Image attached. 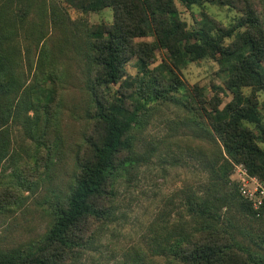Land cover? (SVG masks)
Wrapping results in <instances>:
<instances>
[{
  "label": "trees",
  "instance_id": "16d2710c",
  "mask_svg": "<svg viewBox=\"0 0 264 264\" xmlns=\"http://www.w3.org/2000/svg\"><path fill=\"white\" fill-rule=\"evenodd\" d=\"M176 1L187 6L217 3L235 8L239 15L232 23L224 24L203 10L196 24L188 26L180 16ZM65 2L82 13L105 7L112 9L107 31L102 23L93 24L84 31L83 45L77 43L84 54L86 86L92 100L87 107L85 142L76 152L68 191L50 210L52 220L47 229L26 246L1 248L0 264L73 263L92 241L96 228L107 220L112 202L109 188L119 175V167L127 160H134L130 153L137 137L136 129L143 128L155 103L178 99L175 95L184 84L177 71L201 59L217 60V73L223 75L222 84L212 82L211 96H206V89L197 85L194 89L197 97L189 93L195 99V112L203 116L204 125L208 126H201L202 132L215 141L212 152L207 155L209 176L203 195L193 190L189 197L188 214L194 223L178 236L172 235L173 240H168L173 233L167 234L160 252L170 258V264H264V228L256 235L251 234L254 246L238 239L233 232L235 219L264 218V198L255 207L241 194L236 183L230 184L235 161L241 162L264 186V102L260 106L257 98V92L264 91V0ZM32 12L39 17H31L28 22ZM64 15L69 17L66 11L63 15L56 11L53 0L49 3L45 0H0L1 124L14 116V105L18 112L22 105L25 109L38 110L32 104L36 100L27 98L29 89L23 90L15 77L14 66L20 63L16 36L21 32L24 38L35 39L36 44L45 36L46 20L50 19L55 26L65 19ZM72 21L77 33L78 24ZM145 37L148 38L143 39ZM157 49L165 51L166 71L151 66ZM40 52L39 65L57 61L50 46L42 44ZM133 57L138 67L135 76L126 73V64ZM244 87H251L250 94L243 93ZM19 91L24 93L18 94ZM228 91L231 98L221 106L220 93ZM45 93L48 102L44 109L49 110L56 99V85ZM15 100L19 101L15 103ZM37 102L43 104L40 100ZM44 116L42 113L29 116L31 126L34 125L33 152L28 151L33 153L31 161L50 157L48 150L51 152L53 148V118L51 114ZM9 142L7 132L2 130L1 161ZM149 143V151L153 153L156 146L152 141H147L146 145ZM42 146L47 148L46 155ZM16 154L19 162L8 174L9 181L0 186V211L17 201V192L31 184L26 170L32 167L20 152ZM231 210L233 212L229 213Z\"/></svg>",
  "mask_w": 264,
  "mask_h": 264
},
{
  "label": "rangeland",
  "instance_id": "374dc122",
  "mask_svg": "<svg viewBox=\"0 0 264 264\" xmlns=\"http://www.w3.org/2000/svg\"><path fill=\"white\" fill-rule=\"evenodd\" d=\"M49 1L51 0H45L48 3ZM53 1L56 3V11L62 15L66 11L69 17L64 15L65 19L55 26L50 19L46 20L45 36L36 44L35 39H26L21 32L16 36L20 63L14 66L17 71L15 77L21 82L23 90L29 89L27 98L36 100L32 104L38 110L32 107L25 109L22 105L18 112L14 105V116L4 124L0 123V132H7L10 140L8 151L2 161L0 160V186L9 181L8 174L18 164L17 152L32 167L26 170L31 178L30 186L20 190V193L17 192L18 200L10 206H4L0 211V249L26 246L31 239L42 234L52 220V206L70 187L76 152L85 142L87 107L92 101L86 86L84 54L79 51L81 48H78L77 43L83 45L81 39L85 38L86 27L102 23L107 31L112 20L111 7L82 13L65 0ZM176 4L181 18L188 26L196 24L203 10L224 24L232 23L239 15L235 8L217 3L205 2L187 6L176 1ZM31 17L36 19L39 16L32 12L28 16V22H31ZM72 20L78 24L77 33ZM42 44L50 46L55 52L57 65L38 64ZM58 47L61 48L60 51ZM165 58V51L157 49L151 66H159L162 71H166ZM218 68L217 60L201 59L192 61L177 71L184 84L179 94L175 95L178 99L155 103L144 120L143 128L136 129L137 137L133 152L130 153L134 160H127L119 167V175L109 188L112 202L107 220L104 219L96 228L92 241L73 259L72 264H136L137 260L139 264L171 263L170 258L161 253L160 249L166 242L167 234L173 233L168 239L173 240L174 236H178L194 223L188 214L189 197L193 190L203 195L204 184L209 176L207 155L215 146V141L201 130V126H208L204 125L203 116L195 112L194 98L197 96L194 89L196 85L202 86L206 89V96H211L212 82L222 84L223 75L219 76ZM126 73L132 76L138 74L135 57L126 64ZM54 85L56 99L49 106L50 109L46 110L45 103L48 101L45 92ZM190 92H193L194 98L189 95ZM250 92L251 87L243 88L244 94ZM21 93L22 91L18 92ZM220 95L223 99L221 106L231 98L229 91L221 92ZM257 98L261 106L264 102V91H258ZM37 100L43 104L39 105ZM18 101L15 100V103ZM41 106L42 109L39 110ZM38 113H42V116L45 114V118L47 114H51V128L55 127L51 136L55 137L53 146L51 145L52 153L48 150L50 157L36 162L31 161V147L34 144L31 134L34 125L31 126L29 116L36 117ZM147 141H152L156 146L153 153L149 151L151 143L146 145ZM218 142L220 143L219 140ZM41 148L46 155L47 148ZM145 149H148L147 152ZM29 150L32 152H28ZM233 163L230 184L237 183L241 175L238 173L239 168L244 167L241 162ZM232 212L231 210L229 213ZM234 222L235 236L245 243L256 245L251 234L264 228V218L235 219Z\"/></svg>",
  "mask_w": 264,
  "mask_h": 264
},
{
  "label": "built area",
  "instance_id": "2783aa9c",
  "mask_svg": "<svg viewBox=\"0 0 264 264\" xmlns=\"http://www.w3.org/2000/svg\"><path fill=\"white\" fill-rule=\"evenodd\" d=\"M241 173L237 179V188L241 194L249 198L255 207L262 203L264 198V186L255 175H250L247 170L239 168L238 173Z\"/></svg>",
  "mask_w": 264,
  "mask_h": 264
}]
</instances>
